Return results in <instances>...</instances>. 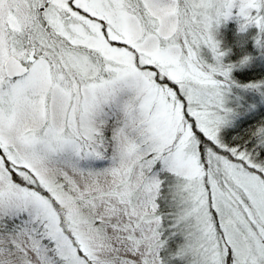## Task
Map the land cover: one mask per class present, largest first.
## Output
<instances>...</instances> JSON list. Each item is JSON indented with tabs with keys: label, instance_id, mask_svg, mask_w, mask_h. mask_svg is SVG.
<instances>
[{
	"label": "snow or ice",
	"instance_id": "snow-or-ice-1",
	"mask_svg": "<svg viewBox=\"0 0 264 264\" xmlns=\"http://www.w3.org/2000/svg\"><path fill=\"white\" fill-rule=\"evenodd\" d=\"M234 10L264 34V0H0V264H264V127L219 135Z\"/></svg>",
	"mask_w": 264,
	"mask_h": 264
},
{
	"label": "rangeland",
	"instance_id": "rangeland-1",
	"mask_svg": "<svg viewBox=\"0 0 264 264\" xmlns=\"http://www.w3.org/2000/svg\"><path fill=\"white\" fill-rule=\"evenodd\" d=\"M232 20V21H231ZM238 22V26L241 28V25L245 23V21L238 16V10H234L232 18L222 21L220 25L214 30L213 36L214 39L219 43L220 50L225 55L222 57V64L224 67L231 66V81L232 86L230 92L226 96V108L231 109L234 113L229 124L224 126V128H235L240 126L243 118L246 117L252 118L255 117L259 112H264V87L253 88L251 85H264V81L248 83L244 85H239L237 80L235 79V73L239 71H246L250 68L254 67L255 63L257 67H264V46H258L257 40L261 41V44L264 45V34H262L259 29L255 26H249L246 30H244L246 35H241L238 33H234L233 36H227L226 34H221V29L230 22ZM241 31V30H240ZM248 34H250L251 43L248 44L250 48L253 49L254 53H245L243 57L233 58L228 51L224 50V42L234 39L237 44H240L241 49L246 46L248 41ZM231 38V39H230ZM260 52V54H259ZM258 56V57H257ZM206 59L215 63V60L212 58L211 53L205 50ZM260 57L261 62L258 61ZM247 58V63L241 64V61ZM259 62V63H257ZM256 100L257 102H255ZM246 106V108L244 107ZM264 119V118H263ZM221 129V130H222ZM221 138V131L219 133ZM222 140V138H221Z\"/></svg>",
	"mask_w": 264,
	"mask_h": 264
},
{
	"label": "trees",
	"instance_id": "trees-1",
	"mask_svg": "<svg viewBox=\"0 0 264 264\" xmlns=\"http://www.w3.org/2000/svg\"><path fill=\"white\" fill-rule=\"evenodd\" d=\"M238 24L239 23H236V21L234 23L230 22V24L222 27L221 34H226L227 36H233L234 33L246 35V33H244L245 31H240L241 28L238 26ZM247 38L248 41L243 49H241L240 44H237L234 39L230 38L231 40L224 42V50L228 51V53L231 54L233 58H236L237 56L243 57L245 53H254L253 49L248 46V44L251 43L250 34H248ZM258 61L261 62L260 57L258 58ZM234 75L239 85L264 81V67H257L255 63L254 67L250 68L249 70L239 71ZM254 101L257 102L256 100ZM244 107L246 108V106ZM242 118L243 120L240 123V126L235 128L227 127L221 130V138L225 144L240 148L251 147V143L247 142L252 141V143H254L252 140V133L257 128L264 127V112H259L255 115V117L252 118Z\"/></svg>",
	"mask_w": 264,
	"mask_h": 264
},
{
	"label": "clouds",
	"instance_id": "clouds-1",
	"mask_svg": "<svg viewBox=\"0 0 264 264\" xmlns=\"http://www.w3.org/2000/svg\"><path fill=\"white\" fill-rule=\"evenodd\" d=\"M245 63H247V58H245L244 60L241 61L242 65L245 64Z\"/></svg>",
	"mask_w": 264,
	"mask_h": 264
}]
</instances>
